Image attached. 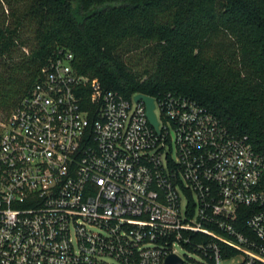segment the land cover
Masks as SVG:
<instances>
[{
    "label": "built area",
    "instance_id": "obj_1",
    "mask_svg": "<svg viewBox=\"0 0 264 264\" xmlns=\"http://www.w3.org/2000/svg\"><path fill=\"white\" fill-rule=\"evenodd\" d=\"M71 59L55 46L0 119V264H264V152L187 95H123Z\"/></svg>",
    "mask_w": 264,
    "mask_h": 264
},
{
    "label": "trees",
    "instance_id": "obj_2",
    "mask_svg": "<svg viewBox=\"0 0 264 264\" xmlns=\"http://www.w3.org/2000/svg\"><path fill=\"white\" fill-rule=\"evenodd\" d=\"M57 45L104 88L180 92L264 152V0H0L1 119Z\"/></svg>",
    "mask_w": 264,
    "mask_h": 264
},
{
    "label": "water",
    "instance_id": "obj_3",
    "mask_svg": "<svg viewBox=\"0 0 264 264\" xmlns=\"http://www.w3.org/2000/svg\"><path fill=\"white\" fill-rule=\"evenodd\" d=\"M134 98L135 99L140 98L143 101L147 120L157 131L158 130L157 121L152 111V107H153L152 97L149 95H145L143 93H136L134 95ZM164 264H180V259L173 254H168L165 258Z\"/></svg>",
    "mask_w": 264,
    "mask_h": 264
},
{
    "label": "rangeland",
    "instance_id": "obj_4",
    "mask_svg": "<svg viewBox=\"0 0 264 264\" xmlns=\"http://www.w3.org/2000/svg\"><path fill=\"white\" fill-rule=\"evenodd\" d=\"M127 55H132V52H128ZM0 117H1V113H0ZM0 119H1V118H0ZM175 249H176V252H177L178 254H182V253L184 252V249H183L182 247L178 246V245H175Z\"/></svg>",
    "mask_w": 264,
    "mask_h": 264
}]
</instances>
